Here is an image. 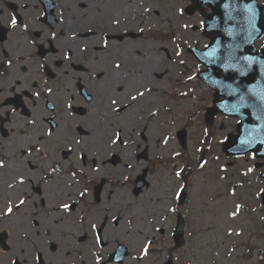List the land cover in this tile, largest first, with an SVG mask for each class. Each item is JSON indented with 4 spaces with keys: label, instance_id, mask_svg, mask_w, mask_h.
<instances>
[{
    "label": "flooded vegetation",
    "instance_id": "1",
    "mask_svg": "<svg viewBox=\"0 0 264 264\" xmlns=\"http://www.w3.org/2000/svg\"><path fill=\"white\" fill-rule=\"evenodd\" d=\"M119 2L0 0V264H152L110 219L143 195L134 191L143 171L127 165L150 172L152 147L130 113L147 109L138 93L148 84L135 82L150 71V40L121 29ZM250 53L263 62L264 32ZM122 245L130 255L119 263Z\"/></svg>",
    "mask_w": 264,
    "mask_h": 264
},
{
    "label": "rangeland",
    "instance_id": "2",
    "mask_svg": "<svg viewBox=\"0 0 264 264\" xmlns=\"http://www.w3.org/2000/svg\"><path fill=\"white\" fill-rule=\"evenodd\" d=\"M187 6L184 0H120L118 5L121 29L125 24L130 31L144 32V43L150 40L143 56L150 71L135 84H152L145 87L151 94L147 116L141 122L150 126L154 139L161 140L152 162L162 160L153 168L152 187L142 202L145 210L126 215V229L142 234L140 248L152 241L151 250L161 253L163 263L170 254L177 264H264V254L259 256L264 250V208L259 197L264 180L253 162L222 154L221 142L235 133L236 120L221 118L211 127L205 123L213 97L196 79L199 69L186 53L198 40L192 30L197 19L185 15ZM183 128L189 132L186 151L176 138ZM204 153L205 164L199 168ZM184 186L188 196L179 205L177 193ZM156 209L163 212V227L168 232L177 212L187 220L190 245L185 250L171 252L172 243H162L152 231L150 218Z\"/></svg>",
    "mask_w": 264,
    "mask_h": 264
},
{
    "label": "water",
    "instance_id": "3",
    "mask_svg": "<svg viewBox=\"0 0 264 264\" xmlns=\"http://www.w3.org/2000/svg\"><path fill=\"white\" fill-rule=\"evenodd\" d=\"M220 13V11H218V14ZM219 55H222L221 52L218 53ZM240 54L237 56L239 57ZM238 74V72H236L235 70H232L230 69L228 71V74L224 75L222 74L220 71L216 70V69H213L212 72H210V75L213 77V78H217L219 80L222 81V84H228L230 83L234 78L235 76ZM229 106L233 107L232 104L228 103ZM232 115L234 116H237V117H240L243 119V123L241 124V128L242 130H244L245 128H248L250 125L254 124L255 121H251V120H247L245 119L242 115H241V111L240 109H237L234 113H232ZM264 123V122H263ZM180 138L185 142V133H181L180 135ZM253 136H255V139L253 141H248L251 140L253 138ZM243 137V134H241L237 139L239 138H242ZM247 140L246 143L242 142V141H238V145L239 146H245V145H248L249 143L252 144L254 142L255 145H257V150L260 151V147L262 146V144H264V131L259 133V134H252V135H246V138H244ZM230 147L229 144L226 145V149H228Z\"/></svg>",
    "mask_w": 264,
    "mask_h": 264
},
{
    "label": "snow or ice",
    "instance_id": "4",
    "mask_svg": "<svg viewBox=\"0 0 264 264\" xmlns=\"http://www.w3.org/2000/svg\"><path fill=\"white\" fill-rule=\"evenodd\" d=\"M244 59H245V60H248L249 58H248V57H244ZM116 67L119 68L120 65L117 64ZM37 95H39V93H37ZM138 95H139V96H143L144 93H143V92H140V93H138ZM132 99H133V100H136L137 97H136V96H133ZM111 103H112L113 105H115V104L117 103V101H116L115 99H112ZM115 142H116V141H113V143H115ZM2 166H3V164H2V162H0V167H2ZM127 167L131 168L132 165L129 164V165H127ZM200 167H203V164H201ZM96 171H98V169H96ZM176 175L179 176V175H180V172H177ZM21 183H23L22 180H21ZM181 192H183V189H181V190L177 193V198H179ZM84 195H85V192H84V191H81V192H80V196L83 197ZM20 203H21V204H24V201L21 200ZM63 207H64L65 209H68L70 206H69L67 203H65V204H63ZM12 211H13V209H12L11 207H9V208L7 209V213H9V214L12 213ZM171 211L175 212L176 209L173 208V209H171ZM92 226L95 227V225H92ZM147 252H148V249L145 248V249H144V253L147 254Z\"/></svg>",
    "mask_w": 264,
    "mask_h": 264
}]
</instances>
